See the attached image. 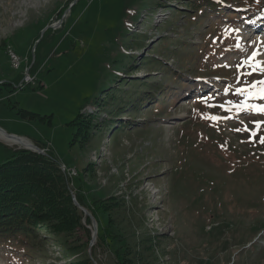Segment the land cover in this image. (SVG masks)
Returning a JSON list of instances; mask_svg holds the SVG:
<instances>
[{"label": "rangeland", "instance_id": "obj_1", "mask_svg": "<svg viewBox=\"0 0 264 264\" xmlns=\"http://www.w3.org/2000/svg\"><path fill=\"white\" fill-rule=\"evenodd\" d=\"M189 1L0 0V83L19 82L29 60L42 83L12 92L1 86L0 129L48 145L77 171L70 188L87 204L113 194L132 199L137 218L171 236L163 241L168 264H264V68L257 57L264 0H213L206 17L199 16L203 22L193 25L197 19L183 6ZM165 38L186 45L188 61L172 54L170 41L159 43ZM9 46L21 58L19 71L3 50ZM152 49L163 67L181 75L163 79L170 89L165 102L144 105L132 122L125 114L130 126L114 144H102L111 132L101 129L88 143L70 145V121L100 91L115 87L114 80H161L164 71L140 64ZM128 65L136 72L125 78ZM18 108L51 123L21 119ZM139 120L149 126L136 129ZM6 148L22 147L0 140V163L11 155ZM93 161V170L84 172ZM105 217L98 216L97 227ZM88 228L91 233V220ZM60 238L28 261L23 253L10 258L15 254L0 246V264H53ZM96 253L99 264H116L121 251Z\"/></svg>", "mask_w": 264, "mask_h": 264}, {"label": "trees", "instance_id": "obj_2", "mask_svg": "<svg viewBox=\"0 0 264 264\" xmlns=\"http://www.w3.org/2000/svg\"><path fill=\"white\" fill-rule=\"evenodd\" d=\"M183 4L192 12L190 18L197 19L190 22L192 25L195 21L203 22L200 14L205 18L204 9H207L208 4V8L214 5L213 0L205 3L192 0ZM164 40L171 42L174 48L172 54L174 53L176 57L185 54L184 60L188 61L184 50L186 45H179L168 38L159 43L162 44ZM153 51L150 50L140 64L143 65L141 62L154 64L156 66L154 71H164L161 80L156 81L153 76L143 81L131 79L128 81L122 77L114 80L112 83L115 87L108 86L104 92L100 91L101 94L94 97L89 106H81L76 118L70 121V126L75 129L70 145L88 143L95 134L101 132V129V133L111 132L108 138L114 144L117 137L130 126L128 120L123 118L125 114L131 120L143 111L144 105L157 106L160 99L165 102L170 95V89L164 88L169 82L163 83V79L173 81L181 75L163 67L162 59L151 56V53L154 54ZM169 52L164 51L163 56H168ZM177 60L180 61L179 58ZM132 62L135 60L130 63ZM34 65L35 62L32 66ZM127 67L130 72L125 78L136 72L133 66ZM123 71L125 73L127 69ZM15 82L5 81L2 85L12 92L18 83ZM41 86L42 83H39L37 87ZM123 86H130L129 91L126 92ZM156 111L157 109L153 112ZM17 115L24 120L38 119L44 122L46 119L48 124L51 123V117H41L22 108L17 109ZM168 115L159 118L163 119ZM137 122L140 125L138 123L136 129L149 126L142 120ZM36 146L44 150V154L22 148L12 150L7 148L11 150V155L0 163V246L4 247L7 253L15 254L10 258L23 253L26 254L24 261H28L27 258L43 251L44 245L57 236L61 238L56 242L58 245H54L59 246L61 252L53 264H99L96 252L102 249L109 250L115 246L121 251L116 264H168L165 258L169 256V248L163 241L169 240L171 236L149 229L142 216L136 217L132 199L130 202L120 195L113 194L105 199H93L87 204L80 194H74L78 205L94 217L97 225L98 216H106L105 223L101 228L99 226L97 228L95 244L89 247L90 220L73 203L69 179L61 171L60 162L52 151L45 149L46 144L36 142ZM93 167L94 163L89 162L83 170L90 171ZM121 225L124 226L122 232H116L114 229ZM140 228L143 230H138Z\"/></svg>", "mask_w": 264, "mask_h": 264}, {"label": "built area", "instance_id": "obj_3", "mask_svg": "<svg viewBox=\"0 0 264 264\" xmlns=\"http://www.w3.org/2000/svg\"><path fill=\"white\" fill-rule=\"evenodd\" d=\"M6 54L9 58V61L11 63L12 68L14 70L19 69L20 64H21V59L17 56V54L13 50H11L10 47H7ZM24 75L25 76L23 77V82H22V84L18 85V87L19 86L23 87L26 84L35 85L36 78H35V76L29 74L28 69L24 70ZM64 172H66V176L69 178L76 176V172L74 170H72V169L68 170L65 168V166H64Z\"/></svg>", "mask_w": 264, "mask_h": 264}, {"label": "bare ground", "instance_id": "obj_4", "mask_svg": "<svg viewBox=\"0 0 264 264\" xmlns=\"http://www.w3.org/2000/svg\"><path fill=\"white\" fill-rule=\"evenodd\" d=\"M248 13H251V12H248ZM259 25L264 27L263 21H262V23H259L257 26H259ZM250 28H251V25H250ZM257 57H258V60H259V62L261 64L262 68H264V40L261 41L260 47L257 49ZM0 137L4 141L12 142V143H15L16 145H20V146H23V147H31V144H29V142H26L23 139L14 138L13 136H7L2 131H0Z\"/></svg>", "mask_w": 264, "mask_h": 264}, {"label": "water", "instance_id": "obj_5", "mask_svg": "<svg viewBox=\"0 0 264 264\" xmlns=\"http://www.w3.org/2000/svg\"><path fill=\"white\" fill-rule=\"evenodd\" d=\"M0 131H2V130L0 129ZM2 132H4V131H2ZM7 136H9V135L7 134ZM23 149L31 150V151H33V152H37V153L42 154V150H40L38 147H36V146H34V145H32V144H31V147H24ZM72 200H73V203H74L75 205H77V206L79 207V209H81V210L83 211L84 215H85V216H88L89 219L91 220L92 227H93V231H92V238H91V243H90V244L92 245V243L95 241V237H96V233H97L96 221L92 218V216H91L90 214L85 213L84 209L81 208V207L78 205V203H77L76 200H75L74 195H72Z\"/></svg>", "mask_w": 264, "mask_h": 264}, {"label": "snow or ice", "instance_id": "obj_6", "mask_svg": "<svg viewBox=\"0 0 264 264\" xmlns=\"http://www.w3.org/2000/svg\"><path fill=\"white\" fill-rule=\"evenodd\" d=\"M262 70H264V69H262ZM259 83L264 84V81H259ZM262 91H264V90H262ZM262 98H264V97H262ZM220 107H222L225 111H229V109L226 108L224 105H221ZM245 107H246V105H245ZM259 111L264 112V108H260ZM209 118L212 120L219 119V117H209ZM236 131H239V129H236ZM252 135H255V133H252ZM262 142H264V138H262Z\"/></svg>", "mask_w": 264, "mask_h": 264}, {"label": "crops", "instance_id": "obj_7", "mask_svg": "<svg viewBox=\"0 0 264 264\" xmlns=\"http://www.w3.org/2000/svg\"><path fill=\"white\" fill-rule=\"evenodd\" d=\"M48 146V145H47ZM50 149V148H49Z\"/></svg>", "mask_w": 264, "mask_h": 264}]
</instances>
